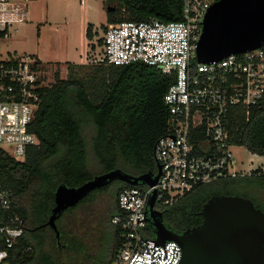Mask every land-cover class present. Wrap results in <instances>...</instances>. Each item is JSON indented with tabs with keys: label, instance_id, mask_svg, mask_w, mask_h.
Here are the masks:
<instances>
[{
	"label": "built area",
	"instance_id": "built-area-1",
	"mask_svg": "<svg viewBox=\"0 0 264 264\" xmlns=\"http://www.w3.org/2000/svg\"><path fill=\"white\" fill-rule=\"evenodd\" d=\"M35 1L0 0V45L9 40L14 27L27 22L28 6ZM217 1L180 0L178 22L108 25L100 56L89 60L114 67L141 63L173 79L163 96L168 114L165 135L153 154L160 175L153 187L119 192L117 213L110 220L120 240L113 264H180L179 245L173 241L157 245L147 227L153 192L155 210L170 207L196 187L219 179L264 176V156L236 144V134L244 131L251 112L264 110V43L218 62L203 64L196 59L204 18ZM41 74L38 58L9 51L2 54L0 47V150L19 163L38 145L29 128L40 104V90L51 86ZM239 148L260 162L239 168L233 151ZM10 207L11 193L0 192V209ZM22 236L17 217L0 225V264H9V252Z\"/></svg>",
	"mask_w": 264,
	"mask_h": 264
},
{
	"label": "trees",
	"instance_id": "trees-1",
	"mask_svg": "<svg viewBox=\"0 0 264 264\" xmlns=\"http://www.w3.org/2000/svg\"><path fill=\"white\" fill-rule=\"evenodd\" d=\"M104 5H115L114 11L106 12L108 25L181 20L180 0H104ZM119 14L125 17L117 18ZM85 36L92 39L90 25ZM74 67L68 65L66 80L55 75L54 83L40 90V104L29 128L38 145L28 150L25 161L16 162L0 150V192L11 193L10 209H0V225L17 217L23 229L18 245L9 252V264H51L49 252L43 251L45 237L36 233L50 216L57 186L76 188L97 176L88 169V147L82 135L85 122L93 129L90 150L102 170L100 174L116 169L126 173L124 166L130 167L131 176L156 173L154 147L165 135L168 121L163 96L173 79L141 63L122 67L99 64L96 71L101 78L85 84L72 77ZM242 123L239 118V126ZM236 144L264 156V110L251 112L244 131L236 134ZM234 180L205 189L196 187L168 207L162 224L171 233L183 234L201 224L202 206L212 196L220 195L248 199L264 212V205L250 197L248 190L239 193L242 184ZM125 188L130 186L119 183L109 202L105 228L110 250L105 264H113L120 246L119 230L110 220L117 213V196ZM73 243L77 245L66 241V250Z\"/></svg>",
	"mask_w": 264,
	"mask_h": 264
},
{
	"label": "water",
	"instance_id": "water-1",
	"mask_svg": "<svg viewBox=\"0 0 264 264\" xmlns=\"http://www.w3.org/2000/svg\"><path fill=\"white\" fill-rule=\"evenodd\" d=\"M167 1V0H160ZM115 7H106L112 12ZM264 43V0H219L211 5L204 21L197 45L198 63L218 62L231 55L257 49ZM156 173L131 176L116 169L94 176L79 187L57 186L47 222L55 233V221L67 209L75 207L92 191L108 187L118 181L130 187L155 186ZM155 193L148 202V222L157 245L176 242L181 248L180 264H264V212L239 196H212L202 206L199 226L183 234L165 228L154 211Z\"/></svg>",
	"mask_w": 264,
	"mask_h": 264
},
{
	"label": "rangeland",
	"instance_id": "rangeland-1",
	"mask_svg": "<svg viewBox=\"0 0 264 264\" xmlns=\"http://www.w3.org/2000/svg\"><path fill=\"white\" fill-rule=\"evenodd\" d=\"M83 6H92L97 4L100 0H82ZM35 6V2L28 6V20L26 23L14 27L12 37L10 40L2 43L1 53L5 54L7 51L15 52L17 54H38L42 61H64L69 57L70 52L77 54L73 51L74 48L80 50L79 45L71 46V40L74 42L80 38L79 30H81L82 11L84 7L80 4L79 0H39ZM106 5L104 10H99L93 21L89 23H96V32L93 34L91 42L93 44L92 50L87 54L86 62L80 67H74L72 77L91 84L93 80H99L102 75L96 71L98 65L89 63L93 57L100 56L101 43L104 31H106L108 24L105 23ZM108 7H115L109 5ZM34 13L33 16L29 14ZM125 17V15H118L117 18ZM41 19L40 22L45 23V28L39 33L35 20ZM89 19V18H88ZM104 25L103 27H101ZM81 32V31H80ZM74 33V34H73ZM83 36V34H81ZM70 48V51H69ZM86 55V54H85ZM42 79L46 84L54 83L55 75H58L60 80H66L69 76V68L60 64H42ZM82 135L87 143V163L90 172L99 175L102 170L96 163L90 148V140L93 137V129L90 123L85 122L82 127ZM234 156L239 161V168H248L249 165L256 166L260 159L252 157L245 152L243 148L234 149ZM242 163V164H240ZM127 173H133L128 166L122 167ZM254 177V178H253ZM235 179L234 181L246 185H240L239 193L246 192L260 205H264V178L250 176H238L234 178L219 179L218 181L203 185L202 187L208 188L209 186L220 182ZM118 183H112L108 187L100 190L92 191L84 201L80 202L73 210H68L64 213L63 218L58 222L60 231L63 234V242L74 241L69 245V248L62 254L57 253L51 248L52 236L50 229L47 227L41 228L37 231V236L45 237L47 240L43 251L49 252L51 257V264H105L108 260V253L110 250V240L106 233V224L104 225L105 215L109 212V199L112 193L108 190H115ZM248 185V186H247ZM105 190V191H101ZM77 246V247H76ZM80 250V251H78Z\"/></svg>",
	"mask_w": 264,
	"mask_h": 264
},
{
	"label": "crops",
	"instance_id": "crops-1",
	"mask_svg": "<svg viewBox=\"0 0 264 264\" xmlns=\"http://www.w3.org/2000/svg\"><path fill=\"white\" fill-rule=\"evenodd\" d=\"M79 1H80V4L82 5V7H84V9L82 11V15H81V18H83V19H81L82 20L81 30H79L80 38H78V40H76L75 42L73 40H71V46L76 47V45H79L80 50L78 51L77 48H74L73 51H77V54L75 55L74 53L70 52L69 57L67 59H65L64 61L52 60V61H45L44 62L40 59L38 54H28V55H32V56L38 58L41 65L42 64H58V63L62 64V63H64V65H66V66L72 65L75 67H80L86 63L84 61L86 60L87 54L90 53V51L92 50L91 45H93V44H88V42L90 43L91 40L90 41L87 40V38L85 36L86 29H87V26H89V25L91 26L92 38L94 37L93 34H98L96 32V27H95L96 23H89V22L93 21L92 19L95 18V14L97 15V13L100 9L104 10V0H100L97 4L92 5V6H86L85 4L83 6V1L82 0H79ZM38 4H39V0H36L35 6L37 5V8H39ZM30 15L33 16L34 13L32 12L31 14H29V19H30ZM40 21H41V19L35 20V23L37 24V26L38 27L41 26L40 28L37 29L38 35L40 32H42V30H44V28L46 26L44 22H40ZM105 23L107 25L106 16H105ZM102 26H104V25H102ZM81 34H83V36H81ZM11 37H12V34H11L10 38ZM10 38H9V40H10ZM69 51H70V48H69ZM83 58H84V61L81 60ZM97 65H99V64H97Z\"/></svg>",
	"mask_w": 264,
	"mask_h": 264
},
{
	"label": "flooded vegetation",
	"instance_id": "flooded-vegetation-1",
	"mask_svg": "<svg viewBox=\"0 0 264 264\" xmlns=\"http://www.w3.org/2000/svg\"><path fill=\"white\" fill-rule=\"evenodd\" d=\"M114 183H120V182H118V181H116V182H114ZM101 191H105V190H101ZM108 191H110V194L111 193H113V192H115V191H117V190H108ZM85 200V198L82 200V201H84ZM110 200L111 199H109V202H110ZM82 201H80V202H82ZM80 202L78 203V204H80ZM78 204L75 206V207H73V208H70L71 210H73L74 208H76L77 206H78ZM110 204V203H109ZM53 207H54V203H53ZM52 207V208H53ZM51 208V209H52ZM70 209H67V210H65L58 218H57V220L55 221V224H56V227H57V230H58V232H59V234H60V236H59V241L57 242V240H56V238H55V233L52 231V230H50V233H51V236H52V240L53 241H51V248H53L54 249V251H56L57 253H60V254H62V253H64L65 251H66V247H67V245L63 242V234H62V232L60 231V228H59V224L60 223H58L60 220H61V218H63V216H64V213L65 212H67L68 210H70ZM168 210V207H157V208H155V214H156V217L158 218V219H160L161 220V222L163 221V216H164V214H165V212ZM107 214L105 215V219H104V222H103V224L105 223L106 224V222H107ZM104 224V225H105ZM147 227L149 228V229H151V226H150V224H149V222H148V219H147ZM48 228V227H47ZM46 239L44 238V242L46 243Z\"/></svg>",
	"mask_w": 264,
	"mask_h": 264
}]
</instances>
